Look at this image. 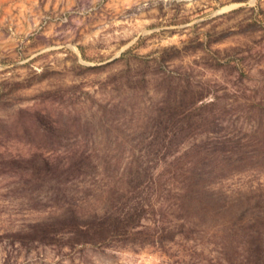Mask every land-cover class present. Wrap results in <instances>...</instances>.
Returning a JSON list of instances; mask_svg holds the SVG:
<instances>
[{"label":"rangeland","instance_id":"obj_1","mask_svg":"<svg viewBox=\"0 0 264 264\" xmlns=\"http://www.w3.org/2000/svg\"><path fill=\"white\" fill-rule=\"evenodd\" d=\"M0 264H264V0H0Z\"/></svg>","mask_w":264,"mask_h":264}]
</instances>
